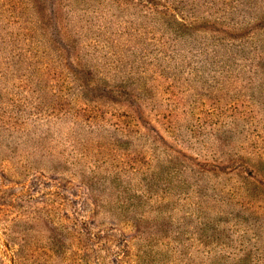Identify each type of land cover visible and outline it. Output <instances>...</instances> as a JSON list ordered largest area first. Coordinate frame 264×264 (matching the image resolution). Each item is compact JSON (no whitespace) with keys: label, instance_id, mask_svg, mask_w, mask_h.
I'll return each instance as SVG.
<instances>
[{"label":"rangeland","instance_id":"obj_1","mask_svg":"<svg viewBox=\"0 0 264 264\" xmlns=\"http://www.w3.org/2000/svg\"><path fill=\"white\" fill-rule=\"evenodd\" d=\"M33 1L0 0V264H264V0Z\"/></svg>","mask_w":264,"mask_h":264},{"label":"trees","instance_id":"obj_2","mask_svg":"<svg viewBox=\"0 0 264 264\" xmlns=\"http://www.w3.org/2000/svg\"><path fill=\"white\" fill-rule=\"evenodd\" d=\"M119 1H121L123 3L133 4V5L137 4V5H141V6H144V7H153L154 9L157 8V10H159V9L163 10V12H162L163 16H165L164 13H169V14L173 13L174 14L173 18L175 20L177 19V22L179 21L181 23L180 25L183 28H185V29H187V27L189 25H191V22L188 19L190 17L194 16V15H192V16H187V15L183 16V15H181V11H182V8H183V4L181 3V0H119ZM192 1H195V0H192ZM233 1L236 4H239L240 3L239 1H241V0H239V1L238 0H233ZM60 2L62 3L64 1H62V0H34L32 2V4H33L34 8L36 9L35 12L42 13L44 18L47 20L48 23H50V25H56L60 21V15H61L60 12H59L60 11V8H59ZM209 3H211V1H209ZM217 5H220V3H217ZM225 6H228V3ZM205 14L207 16L213 17L214 22L217 21V20H219V22H225V23L229 22L228 19L225 20L224 18H221L219 15L218 16L217 15H212L208 11H205ZM195 17L196 16H194V18ZM208 22H210V21H208ZM214 25H216V24H214ZM229 26H230V23H229ZM243 30L244 29H242V31ZM253 30L254 29L249 28L250 33L243 32V36L241 38H239L240 39L239 44H238L239 46H243L242 42L244 43V46H245V40H247L252 34H254ZM263 31H264V26H263ZM229 49H230V51L232 50V44H231ZM263 53H264V50H263ZM260 55H261V53L258 52L255 57L260 58ZM236 56L237 55H235V54L234 55H230L228 53V58L225 59L223 61V63H225L226 61H230V60L234 59ZM205 57H206V54H204V60L206 61ZM241 58L243 59L244 56L242 55ZM232 62H233L232 65H234V63H235L234 60H232ZM262 69H263V66H261L260 69L258 68V71H259V73L261 75L263 74ZM250 70H251V68H250ZM254 73H256V72H254ZM228 128H230V127L228 126ZM261 151H264V148H262ZM235 163H238V165H240L239 162H235ZM79 236H80V238L77 239V244L79 243L81 250H84V252H85L89 248L86 243H88V241L91 240V235L89 234V232L87 230L86 231L83 230L82 233H80ZM59 237L61 238V240L58 241L55 236H51L52 244H54V247L56 246L57 242L60 245H62V244H64V242H69L70 241V238L67 237V236H60L59 235ZM4 246H5V248L9 247V243H7V241H6ZM85 253H87V252H85ZM16 258H18V256H16ZM12 262H13V264H18L15 261V259H12Z\"/></svg>","mask_w":264,"mask_h":264}]
</instances>
